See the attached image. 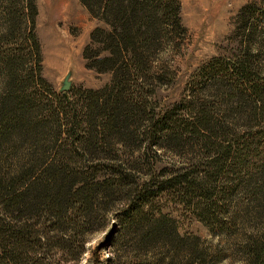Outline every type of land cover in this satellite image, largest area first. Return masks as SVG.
<instances>
[{
  "label": "trees",
  "instance_id": "1",
  "mask_svg": "<svg viewBox=\"0 0 264 264\" xmlns=\"http://www.w3.org/2000/svg\"><path fill=\"white\" fill-rule=\"evenodd\" d=\"M79 1L108 25L90 32L102 46L94 51L97 63L87 65L111 69L112 81L75 96L56 92L41 75L35 0H0V264L79 258L100 202L116 193L124 196L116 217L130 237L127 264H207L198 236L181 233L177 217L154 200L172 190L202 223L235 224L237 216L220 207L239 184L264 185V157L254 165L244 154L250 138L264 136V73L248 59L222 70L236 103L229 110L241 113L240 123H253L252 131L239 133L225 110L215 116L199 101L192 111L149 115L124 96L126 81L147 66L163 24L181 26L178 0ZM252 14L245 10L243 22ZM164 142L196 151L159 179L150 172L139 181L130 159ZM23 148L25 159L13 163ZM253 221L248 227L257 231L246 234L244 251L248 264H264V216Z\"/></svg>",
  "mask_w": 264,
  "mask_h": 264
},
{
  "label": "rangeland",
  "instance_id": "2",
  "mask_svg": "<svg viewBox=\"0 0 264 264\" xmlns=\"http://www.w3.org/2000/svg\"><path fill=\"white\" fill-rule=\"evenodd\" d=\"M35 2V34L40 45L41 75L53 89L58 93L71 90V93L79 96L78 91L110 87L111 69L100 70L97 66L87 65L97 63L94 51L102 46L97 41H90V32L95 27L108 28V25L90 13L79 0ZM178 2L181 26L173 30L166 23L163 24L159 31L162 36L156 40L147 66L142 68L143 72L138 69L131 71L124 96L133 103L141 102L140 108L145 106L149 115L152 111L159 114L170 109L183 113L188 109L192 111V105L199 101L215 116L221 114L219 109L225 110V121L236 122L239 133L252 131L256 127L251 126L253 123L249 127L240 123L241 113L229 110L236 103L234 96L230 97L232 82L222 70L226 67L232 70L236 62L248 59L262 71L261 74L264 73V0ZM248 9L253 14L243 22V12ZM56 32L68 38L71 53L57 42L59 37ZM259 43L261 45L257 47ZM87 46V56L84 57L83 51ZM58 50L62 51L60 55ZM105 53L106 50H102L100 54ZM65 80L69 82L66 89L63 88ZM128 106L133 105L128 103ZM130 149L132 147L127 150ZM195 149L189 143L175 147L164 142L156 152L149 148L141 157L135 156L140 154L136 151L134 157L129 158L130 166L135 167L132 171L138 169L136 175L139 173L140 176L136 177L139 181L150 172L159 179L162 169L170 170L185 164L189 160L187 156L193 154ZM244 149L245 159L257 164L264 157V136L250 138ZM17 152L12 157L13 163L19 157L25 159L26 149ZM252 176L254 181L258 173L254 170ZM252 183L239 184L229 196L231 198L228 197L229 200L220 207L224 214L228 210V213L237 216L235 224L230 221L224 229L196 219L185 201L172 190L163 191L154 204L177 217L181 233L198 236L200 246L207 253V264H248L244 239L246 234L257 231L248 226L251 222L255 224L253 220L257 217L264 216V185L259 189ZM123 197L116 193L108 199H102L97 218L86 228L83 253L79 258H60V264H127L130 237L116 217ZM211 258L215 259L212 261Z\"/></svg>",
  "mask_w": 264,
  "mask_h": 264
},
{
  "label": "bare ground",
  "instance_id": "3",
  "mask_svg": "<svg viewBox=\"0 0 264 264\" xmlns=\"http://www.w3.org/2000/svg\"><path fill=\"white\" fill-rule=\"evenodd\" d=\"M63 1V0H62ZM63 4V3H62ZM60 9V8H59ZM78 13V12H77ZM61 14V13H60ZM66 16V15H65ZM77 17V16H76ZM49 25V24H48ZM49 27V26H48ZM50 28V27H49ZM48 28V29H49ZM62 33V32H61ZM56 34H57V32H56ZM58 35V37H59V39L57 40V42L58 43H60V44H62V48H64V47H66V51L67 52H70L71 53V50H70V43H69V40H68V38L67 39H65L63 36H61L60 34H57ZM57 45V44H56ZM62 50V49H61ZM59 51V50H58ZM55 52V51H54ZM62 51H59L58 53H59V55H60V53H61ZM65 53V52H64ZM69 53V54H70ZM51 54H53V53H51ZM68 54V55H69ZM67 55V56H68ZM64 56V55H63ZM62 57V56H61ZM60 57V58H61ZM51 59V58H50ZM65 61V60H64Z\"/></svg>",
  "mask_w": 264,
  "mask_h": 264
},
{
  "label": "water",
  "instance_id": "4",
  "mask_svg": "<svg viewBox=\"0 0 264 264\" xmlns=\"http://www.w3.org/2000/svg\"><path fill=\"white\" fill-rule=\"evenodd\" d=\"M68 86H69V82L67 81V80H65V82H64V85H63V88H68Z\"/></svg>",
  "mask_w": 264,
  "mask_h": 264
}]
</instances>
